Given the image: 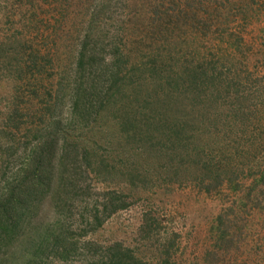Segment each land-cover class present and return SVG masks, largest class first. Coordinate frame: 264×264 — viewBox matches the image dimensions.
I'll use <instances>...</instances> for the list:
<instances>
[{
  "label": "trees",
  "instance_id": "obj_1",
  "mask_svg": "<svg viewBox=\"0 0 264 264\" xmlns=\"http://www.w3.org/2000/svg\"><path fill=\"white\" fill-rule=\"evenodd\" d=\"M112 1L99 0L91 9L88 2L87 13L73 28L83 26L73 36L72 65L58 66L45 94L41 79L53 50L46 40L31 46L29 67L36 71L28 98L34 104L32 120L26 122L29 115L18 104L0 113V264H69L74 258L82 264H145L120 242L104 246L85 239L128 204L115 190L95 193L97 200L90 201L88 176L105 182L110 172L102 168L95 149L69 137L60 119L53 118L60 102H69L72 113L82 117L93 114L91 120L110 107L120 132L140 144L139 159L159 166L153 167L156 173L182 177L205 192L225 184L242 191L249 209L264 208V110L252 107L258 86L231 67L239 63L234 53L241 50V37L232 41L234 34L227 33L235 21L247 22L264 12V0H130V47L116 43L110 54L99 48L102 34L94 27ZM217 33L228 39H221L224 52L214 59L211 52L209 59L211 37ZM204 39H210L209 47L201 46ZM18 84L16 98L27 95L29 78L22 76ZM123 87L130 98L121 94ZM34 94L38 99L32 103ZM43 94L49 98L42 99ZM116 95L123 98L115 102ZM148 171L135 169L130 182L145 186ZM77 201L83 206L84 230L76 242L38 222L43 207L61 221ZM158 226L144 213L139 236L153 239Z\"/></svg>",
  "mask_w": 264,
  "mask_h": 264
},
{
  "label": "rangeland",
  "instance_id": "obj_2",
  "mask_svg": "<svg viewBox=\"0 0 264 264\" xmlns=\"http://www.w3.org/2000/svg\"><path fill=\"white\" fill-rule=\"evenodd\" d=\"M89 1L92 3L90 9L99 6V0H0V113L5 112L7 105L18 104L29 115L26 116V122L32 120L34 104H30L28 98L33 96L31 83L36 71L29 67L32 65L31 46H36L38 40H46L53 50V61L50 62L49 57L46 59L44 67L47 72L41 79L45 94L50 90V80L57 75L58 66L63 68L72 65L71 53L75 47L73 36L82 31L83 26L73 28L80 24L79 20L87 13ZM104 11L94 27V31L102 34L98 36L101 39L99 48L111 54L112 47L118 45L116 43L120 42L118 46L126 44L130 47V0H113ZM256 18H250L247 22L235 21L227 33L234 34L232 41L241 37L239 44L242 45H239L241 50H235L234 53L239 63L231 67L243 79L258 86L260 94L252 107L264 110V12ZM222 37L219 33L211 37L214 46L207 53L209 59L212 57L211 52L213 59L216 54L224 52L228 37H223L225 42L221 41ZM208 41L210 39H204L201 46ZM241 53L244 56L239 57ZM116 64L118 70L120 63ZM22 76L29 78L30 86L26 89L27 95H22L20 99L16 98L15 84L19 86L18 80ZM125 80L124 87H128L130 78L126 77ZM124 87L121 94L130 98L129 89ZM34 96L32 103L38 99V95ZM115 97V102L123 98L118 95ZM48 98V95L42 97L45 100ZM226 102L233 103V100ZM68 103H57L53 118L60 119V127L70 132L69 137L95 149L97 158L103 162L102 168L106 167L110 172V175L106 174L110 179L105 182L93 175L88 176L87 183L92 191L90 201L93 203L97 200L95 193L115 190L122 194L121 199L128 204L127 208L111 215L100 228L89 232L85 236L86 240L104 246L120 242L132 249L145 264H264V208L249 209L248 202L242 199V191H232L225 184L219 189L205 192L182 177L156 173L154 168L159 166L152 162L149 167L147 162L150 161L144 157L139 159L140 144L130 141L120 132L110 107L91 120L93 114L85 117L74 114ZM242 107L247 110L245 105ZM215 109L212 107V110ZM25 123L20 125L21 131ZM19 132L15 134L19 136ZM248 134L253 136V133ZM142 166L149 170V175H145V186L137 181L136 184L131 183L130 175ZM14 172V169L8 170L6 175L10 177ZM73 206L72 212L61 221H57L51 208L45 206L38 222L42 223L43 228L50 227L53 232L59 230L68 234L69 240L76 242L84 230L81 217L83 206L78 201ZM144 213L158 220V231L153 239L139 236ZM167 242H172L170 244L173 246L164 247ZM46 245L51 248L49 241ZM157 247H161L159 251H156ZM74 259L69 264H82L80 259Z\"/></svg>",
  "mask_w": 264,
  "mask_h": 264
}]
</instances>
